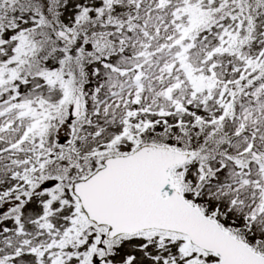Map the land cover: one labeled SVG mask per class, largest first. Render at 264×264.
I'll return each instance as SVG.
<instances>
[{"label": "snow or ice", "instance_id": "6c2138e0", "mask_svg": "<svg viewBox=\"0 0 264 264\" xmlns=\"http://www.w3.org/2000/svg\"><path fill=\"white\" fill-rule=\"evenodd\" d=\"M0 264H264V0H0Z\"/></svg>", "mask_w": 264, "mask_h": 264}]
</instances>
